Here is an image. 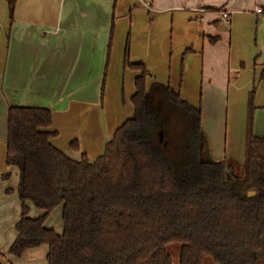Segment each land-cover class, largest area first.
I'll list each match as a JSON object with an SVG mask.
<instances>
[{
    "label": "crops",
    "instance_id": "obj_1",
    "mask_svg": "<svg viewBox=\"0 0 264 264\" xmlns=\"http://www.w3.org/2000/svg\"><path fill=\"white\" fill-rule=\"evenodd\" d=\"M221 11L229 13L228 21ZM127 46L129 63H142L148 71L150 60L166 50L170 70L166 82L158 83L200 106L202 133L214 160L242 166L250 101L253 133L264 136V0H16L12 16L7 1L0 0L3 264H47L48 253L42 245L20 258L8 254L21 215L19 170L5 161L9 108L50 109L49 131L57 132L51 144L75 161L83 154L94 161L134 112L133 107L125 119L118 106L107 119L108 98L118 90L124 95L127 85L131 96L136 90L140 73L126 63ZM172 65L177 66L175 78ZM149 77L148 89L154 83ZM192 88L199 103L191 99ZM74 141L77 149L71 147ZM32 207L30 216L36 213ZM61 226L62 221V232Z\"/></svg>",
    "mask_w": 264,
    "mask_h": 264
},
{
    "label": "trees",
    "instance_id": "obj_2",
    "mask_svg": "<svg viewBox=\"0 0 264 264\" xmlns=\"http://www.w3.org/2000/svg\"><path fill=\"white\" fill-rule=\"evenodd\" d=\"M6 1L12 16L16 0ZM125 60L140 73L134 112L94 161L84 154L75 161L51 144L50 109L9 108L5 161L19 170L21 215L8 253L20 258L47 245V264H173L167 245L178 242L180 264H202L206 256L216 264H264V136L253 133L251 101L244 161L232 178L227 159L201 156L200 106L169 85L146 88L150 73L129 63L128 46ZM166 106L186 118L181 166L158 141V129L169 130L157 120ZM29 204L42 214L31 217ZM58 207L60 234L45 226Z\"/></svg>",
    "mask_w": 264,
    "mask_h": 264
},
{
    "label": "rangeland",
    "instance_id": "obj_3",
    "mask_svg": "<svg viewBox=\"0 0 264 264\" xmlns=\"http://www.w3.org/2000/svg\"><path fill=\"white\" fill-rule=\"evenodd\" d=\"M176 65H172V77L175 78V72H176ZM180 68V67H178ZM169 66L166 67V50L165 55L159 57H154L153 60H150L149 62V71H150V83L152 81L154 82H166V73L169 74ZM179 74V71H178ZM179 78V75L176 77ZM178 80V79H177ZM126 88V86H125ZM191 91L193 92V98H191L195 103L200 102V98H198V91L197 94L195 93L194 89L192 88ZM133 93L132 90L128 89V85L126 88V91L123 95L119 90L113 93L112 97H109L107 101H111V105L107 104V119L115 116L113 113L116 111L119 107L123 108L121 110L120 116L127 119L130 117L131 112L133 111V104L131 102V94ZM187 94L189 97H191L192 93L190 92V89H187ZM108 103V102H107ZM119 106V107H118ZM157 120L159 122H162L169 126L168 132L165 133L163 128L158 129V141L162 144H166L167 147V153L170 156V158L174 159L177 165L181 166L184 164L185 160L188 157V153L184 150V144L187 142V136H186V125L185 121L186 118L181 115L178 111H176L172 107H165L163 109L162 107L158 110V116ZM224 132V131H223ZM161 133V137L160 134ZM206 135L203 132V143L202 144V158H211L213 159L212 155L209 154V147H208V141ZM161 139V140H160ZM209 140V139H208ZM229 167H233V171L231 172V177L235 178L241 173V167L238 166L239 162L231 160L229 163ZM32 211H35L36 213L31 215L32 217L36 218L42 214V212L34 207H32ZM61 207H58L57 210H54L52 214L49 216V219L47 221V227H53L56 232H61L60 225H61ZM62 228V226H61ZM182 245L178 242L170 243L167 245V250L169 254L172 257L173 264H180L179 262V255ZM9 254V253H8ZM10 257H13L9 254ZM0 259L3 260L4 263L6 261L4 258L0 255ZM202 264H216L213 259L210 256H206L203 258Z\"/></svg>",
    "mask_w": 264,
    "mask_h": 264
},
{
    "label": "built area",
    "instance_id": "obj_4",
    "mask_svg": "<svg viewBox=\"0 0 264 264\" xmlns=\"http://www.w3.org/2000/svg\"><path fill=\"white\" fill-rule=\"evenodd\" d=\"M258 12H259V10H258ZM219 15H220L222 20H224V21H228L229 20V13L228 12L221 11V12H219Z\"/></svg>",
    "mask_w": 264,
    "mask_h": 264
},
{
    "label": "water",
    "instance_id": "obj_5",
    "mask_svg": "<svg viewBox=\"0 0 264 264\" xmlns=\"http://www.w3.org/2000/svg\"><path fill=\"white\" fill-rule=\"evenodd\" d=\"M159 135H160V137H161V133H160ZM160 140H161V139H160ZM230 170H231V169H230V167H229V168H228V171L230 172ZM253 195H255V192H253V191L248 193V196H253Z\"/></svg>",
    "mask_w": 264,
    "mask_h": 264
}]
</instances>
